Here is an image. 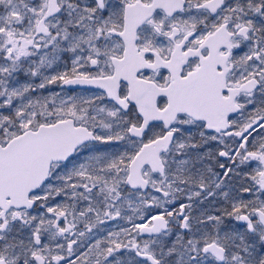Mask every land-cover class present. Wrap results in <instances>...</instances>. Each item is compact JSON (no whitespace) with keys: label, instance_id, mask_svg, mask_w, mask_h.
Returning a JSON list of instances; mask_svg holds the SVG:
<instances>
[{"label":"snow or ice","instance_id":"1","mask_svg":"<svg viewBox=\"0 0 264 264\" xmlns=\"http://www.w3.org/2000/svg\"><path fill=\"white\" fill-rule=\"evenodd\" d=\"M0 264H264V0H0Z\"/></svg>","mask_w":264,"mask_h":264}]
</instances>
